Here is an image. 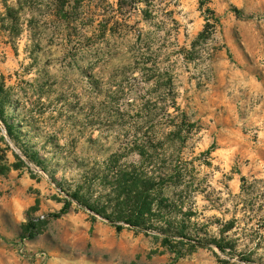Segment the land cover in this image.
Returning a JSON list of instances; mask_svg holds the SVG:
<instances>
[{
	"label": "rangeland",
	"instance_id": "1",
	"mask_svg": "<svg viewBox=\"0 0 264 264\" xmlns=\"http://www.w3.org/2000/svg\"><path fill=\"white\" fill-rule=\"evenodd\" d=\"M66 1L0 0V264H264V0ZM138 145L166 176L143 230Z\"/></svg>",
	"mask_w": 264,
	"mask_h": 264
},
{
	"label": "trees",
	"instance_id": "2",
	"mask_svg": "<svg viewBox=\"0 0 264 264\" xmlns=\"http://www.w3.org/2000/svg\"><path fill=\"white\" fill-rule=\"evenodd\" d=\"M56 2V8L57 13L59 14L60 18H62V15H65L67 6L70 5V3H67L66 0H55ZM207 3V0H200V4L202 7H204ZM207 12H211L209 9H207ZM65 17V16H64ZM0 121L5 125L7 129V134L10 137V139H14V128L9 125L7 121V117L4 111V100L2 99L0 95ZM136 152L141 156V158L145 159V168H133L131 170H128L127 166H120L121 170L116 173V182L118 187H120L121 190L127 191L128 190V196L129 197V203L134 204L133 208H135V214L133 217H130L125 224L135 227L138 229L143 230V228H148L153 226L152 224V218L156 217V214L153 212V206L155 201L152 199V194L156 190V188L159 186V184L164 183L166 180V176L162 173L147 171L150 170V166L152 164V159H155V157H151L149 155L148 146L146 145H138ZM150 158V160L148 159ZM154 169V168H153ZM152 172V173H151ZM74 199L78 201L79 204L83 205L82 201H80L76 196H74ZM86 206V205H84ZM89 210L96 212L94 209H91L92 207L86 206ZM71 208V203L68 202L65 204L64 208L60 211L58 215H55V217L59 218L67 213H69V210ZM158 208H163V204L160 203ZM161 219L163 217L159 216ZM112 224H114L118 231H121L123 229L122 226L116 225V222L111 221L110 219H107ZM162 219L161 221H163ZM162 226L159 229V232L161 235H163L164 240L163 244L167 246H171V241L180 239V240H189L190 236L187 233V230L189 227L185 223H172L170 221H165L161 223ZM31 225H29L28 230ZM146 230V229H144ZM213 244L218 247L223 253H225L229 247L226 245H223L221 241L214 239ZM181 253L176 252V256L179 258Z\"/></svg>",
	"mask_w": 264,
	"mask_h": 264
},
{
	"label": "built area",
	"instance_id": "3",
	"mask_svg": "<svg viewBox=\"0 0 264 264\" xmlns=\"http://www.w3.org/2000/svg\"><path fill=\"white\" fill-rule=\"evenodd\" d=\"M43 219V217H42ZM15 247L17 248V251L21 254H24V241H19L18 243H16Z\"/></svg>",
	"mask_w": 264,
	"mask_h": 264
}]
</instances>
